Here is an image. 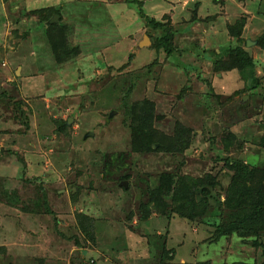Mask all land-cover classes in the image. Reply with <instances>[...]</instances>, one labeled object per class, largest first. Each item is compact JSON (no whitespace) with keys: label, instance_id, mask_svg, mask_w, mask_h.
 Segmentation results:
<instances>
[{"label":"rangeland","instance_id":"obj_1","mask_svg":"<svg viewBox=\"0 0 264 264\" xmlns=\"http://www.w3.org/2000/svg\"><path fill=\"white\" fill-rule=\"evenodd\" d=\"M137 1L171 29V54L136 0H0V264L263 261L251 236L215 230L232 175L224 158L264 168V0ZM47 6L61 7L70 58L48 42L52 16L33 12ZM238 20L239 38L228 29ZM237 45L254 59L255 89L236 68L215 72ZM147 103L154 149L135 152L130 117ZM177 123L191 130L187 148L156 150ZM208 171L219 185L202 216L143 217L160 172Z\"/></svg>","mask_w":264,"mask_h":264},{"label":"trees","instance_id":"obj_2","mask_svg":"<svg viewBox=\"0 0 264 264\" xmlns=\"http://www.w3.org/2000/svg\"><path fill=\"white\" fill-rule=\"evenodd\" d=\"M136 3L139 7V12L145 17L149 25L155 28H162V36L156 40L159 47H162L166 53L173 52L172 37L173 33L168 26L162 22L156 21L153 18H148L144 15L140 3ZM59 8V9H58ZM47 6L33 12L38 13L39 21L46 22L52 14L56 13L60 16L61 7ZM46 35L51 49L56 53L66 54L64 56L56 55V57L70 58L69 44L67 42L66 24L58 22H51L46 24ZM84 30L81 35L87 30L86 25H81ZM243 27L242 20L236 21L228 27L230 34L233 37L239 38L241 36ZM68 31V30H67ZM258 45L264 49V36L258 38ZM226 60L215 62V72H223V70H230L236 68L239 70L241 77L245 80V87L247 89H255L260 83L255 76V62L248 54L246 49L237 45L230 47L227 50ZM145 110L139 114L132 111L130 129L131 133L136 135V141L133 138L131 145L132 151H153L152 144L155 140L146 133V129H150L149 122L151 118L152 107L151 103L145 105ZM137 126H136V124ZM65 125V124H64ZM58 130L63 131V127ZM175 134L172 139L169 137L165 140L163 145L157 142L156 150L165 149L172 153L183 152L190 142L191 130L183 128L177 123ZM260 144L264 146V133L260 136ZM227 147V145H226ZM111 164V163H109ZM123 162H120L122 165ZM224 166L230 171L232 175L230 183L225 190V199L222 203V209L219 208L221 222L216 226L215 236H227L236 234L240 238L245 239L251 236L252 245L255 248H260V255L263 256V261L259 264H264V237L260 236V231H264V168L250 167L241 159L224 158ZM108 167V166H107ZM107 170V169H106ZM217 175L211 171L206 172L202 177L191 178L181 175V173H165L160 172L156 178V184L148 185V199L146 202L140 204V210L144 218H148L152 213H158L162 216L169 217L172 212H175L180 217L194 219L202 216L205 213L206 205L208 204L207 195L219 185L216 179ZM188 179V180H187ZM155 183V182H154ZM199 192L202 197L197 201L195 194ZM230 264H250L242 262H233ZM256 264V263H253Z\"/></svg>","mask_w":264,"mask_h":264},{"label":"crops","instance_id":"obj_3","mask_svg":"<svg viewBox=\"0 0 264 264\" xmlns=\"http://www.w3.org/2000/svg\"><path fill=\"white\" fill-rule=\"evenodd\" d=\"M75 23H76V25L78 26V27H76V34H80V36H81L80 38H82V36H84V35L86 36L87 34H88V35H91L90 32H87V31H84L85 34L83 33L82 35H81V31H79V33H78V29H79L80 27H79V25L77 24V22H75ZM85 25H86V27H88V24H85ZM81 46H82V45H81ZM94 46H97V45H94ZM94 46H92V47H90V48H93ZM157 233H158V231H157Z\"/></svg>","mask_w":264,"mask_h":264},{"label":"water","instance_id":"obj_4","mask_svg":"<svg viewBox=\"0 0 264 264\" xmlns=\"http://www.w3.org/2000/svg\"><path fill=\"white\" fill-rule=\"evenodd\" d=\"M57 17H58L57 14H53L51 19L49 20V23L57 21ZM246 44L247 45H251V41L249 39H247L246 40ZM67 123H69V122H67Z\"/></svg>","mask_w":264,"mask_h":264}]
</instances>
